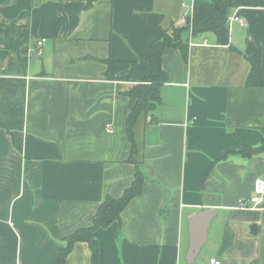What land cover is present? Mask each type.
Instances as JSON below:
<instances>
[{
  "label": "crops",
  "instance_id": "crops-1",
  "mask_svg": "<svg viewBox=\"0 0 264 264\" xmlns=\"http://www.w3.org/2000/svg\"><path fill=\"white\" fill-rule=\"evenodd\" d=\"M192 5L0 0V19L24 13L22 64L0 48V264H55L61 239L88 227L137 168L141 194L120 225L95 231L98 264H187L189 220L206 211L214 214L191 264H264V197L249 201L264 153L237 152L264 137V6L233 9L245 24L227 23L232 48L187 30L186 59L166 47L160 102L136 118L133 151L127 137L125 92L149 69L138 56L159 29L182 26ZM90 256L76 242L64 264Z\"/></svg>",
  "mask_w": 264,
  "mask_h": 264
},
{
  "label": "trees",
  "instance_id": "trees-1",
  "mask_svg": "<svg viewBox=\"0 0 264 264\" xmlns=\"http://www.w3.org/2000/svg\"><path fill=\"white\" fill-rule=\"evenodd\" d=\"M39 1L41 0H33L34 3ZM82 1L85 2V7L89 8L96 0ZM240 6H264V0H193L191 14L185 19L182 26H172L168 30L159 29L157 38L149 43L145 51L138 56V59L148 63L149 69L141 82L125 92L129 99L126 133L132 151L135 148L134 122L141 112L151 113L154 106L160 102V87L167 80V74L161 66L163 50L166 47L178 48L186 59L188 51L181 35L186 30L191 35L211 32L215 35L217 43L230 46L228 16L233 9ZM23 14V12L20 13L18 18L11 21L0 19V48L16 56L19 64H22L20 47L23 37V25L19 23V20ZM230 48L232 47L230 46ZM10 64L12 63L10 62ZM237 152L244 157L264 153V137L257 145H240ZM143 181L144 175L137 168L132 183L124 189L119 197L105 195L92 216L91 224L88 227L78 228L61 239L63 245L58 249L55 264H64L67 254L76 242H85L91 252L90 264H98L99 243L95 237V231L106 228L113 222L120 225L122 211L130 200L141 194Z\"/></svg>",
  "mask_w": 264,
  "mask_h": 264
},
{
  "label": "water",
  "instance_id": "water-1",
  "mask_svg": "<svg viewBox=\"0 0 264 264\" xmlns=\"http://www.w3.org/2000/svg\"><path fill=\"white\" fill-rule=\"evenodd\" d=\"M213 214V211H206L197 214L189 220V247L186 252L187 264L193 262L194 258L200 251V248L204 244L209 221ZM254 228V225L250 226L251 233L254 232L252 231Z\"/></svg>",
  "mask_w": 264,
  "mask_h": 264
},
{
  "label": "built area",
  "instance_id": "built-area-1",
  "mask_svg": "<svg viewBox=\"0 0 264 264\" xmlns=\"http://www.w3.org/2000/svg\"><path fill=\"white\" fill-rule=\"evenodd\" d=\"M231 21H237L240 23V25L245 24L243 19L238 17L236 14H230L228 16V22ZM182 22H184V20H182ZM43 41H45L44 38L40 39V41L37 42L38 45L42 44ZM263 197H264V178H258L253 183L252 195L249 198V201L252 203L251 207H255L257 204H259L263 199ZM240 207L245 208L248 207V205L245 203V201H240ZM208 264H221V262L216 258H211L209 259Z\"/></svg>",
  "mask_w": 264,
  "mask_h": 264
},
{
  "label": "rangeland",
  "instance_id": "rangeland-1",
  "mask_svg": "<svg viewBox=\"0 0 264 264\" xmlns=\"http://www.w3.org/2000/svg\"><path fill=\"white\" fill-rule=\"evenodd\" d=\"M62 244H63V243H62ZM204 251H205V250H203V251L200 252V254L197 256V259H200V258L203 257V255H204Z\"/></svg>",
  "mask_w": 264,
  "mask_h": 264
}]
</instances>
